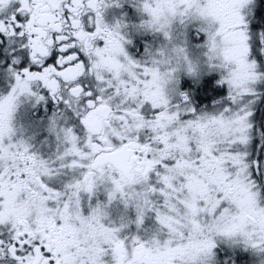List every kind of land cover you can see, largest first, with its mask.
Wrapping results in <instances>:
<instances>
[{
    "label": "snow or ice",
    "instance_id": "1",
    "mask_svg": "<svg viewBox=\"0 0 264 264\" xmlns=\"http://www.w3.org/2000/svg\"><path fill=\"white\" fill-rule=\"evenodd\" d=\"M0 264H264V0H0Z\"/></svg>",
    "mask_w": 264,
    "mask_h": 264
}]
</instances>
